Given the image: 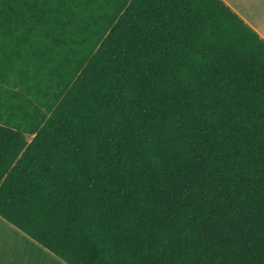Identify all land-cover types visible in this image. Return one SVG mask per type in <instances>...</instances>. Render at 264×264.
Here are the masks:
<instances>
[{"label": "trees", "instance_id": "16d2710c", "mask_svg": "<svg viewBox=\"0 0 264 264\" xmlns=\"http://www.w3.org/2000/svg\"><path fill=\"white\" fill-rule=\"evenodd\" d=\"M0 216L67 264H264V39L223 0H0Z\"/></svg>", "mask_w": 264, "mask_h": 264}, {"label": "crops", "instance_id": "0c3cea01", "mask_svg": "<svg viewBox=\"0 0 264 264\" xmlns=\"http://www.w3.org/2000/svg\"><path fill=\"white\" fill-rule=\"evenodd\" d=\"M264 39V0H223ZM0 264H67L0 216Z\"/></svg>", "mask_w": 264, "mask_h": 264}]
</instances>
